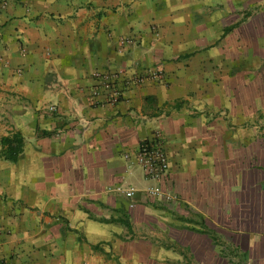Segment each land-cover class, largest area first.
Listing matches in <instances>:
<instances>
[{
	"label": "crops",
	"instance_id": "1",
	"mask_svg": "<svg viewBox=\"0 0 264 264\" xmlns=\"http://www.w3.org/2000/svg\"><path fill=\"white\" fill-rule=\"evenodd\" d=\"M13 134L0 264H264V0H0Z\"/></svg>",
	"mask_w": 264,
	"mask_h": 264
},
{
	"label": "built area",
	"instance_id": "2",
	"mask_svg": "<svg viewBox=\"0 0 264 264\" xmlns=\"http://www.w3.org/2000/svg\"><path fill=\"white\" fill-rule=\"evenodd\" d=\"M123 40H120V45ZM150 77L162 78V72L159 69L150 70ZM138 79L142 77H137ZM112 83L109 79L104 81V91L112 94L111 102L118 101V94L113 90ZM49 113H55L57 111L56 106L50 105L45 108ZM136 162L140 166L143 175L149 180H160L163 178L169 169L166 153L163 149L161 137L158 133H155L149 140L143 141L136 156ZM133 189H129L126 192L128 198L132 197ZM148 197L161 198L164 201H170L174 195L169 192H162L158 187L149 188L147 191ZM133 204H129V208H133Z\"/></svg>",
	"mask_w": 264,
	"mask_h": 264
},
{
	"label": "trees",
	"instance_id": "3",
	"mask_svg": "<svg viewBox=\"0 0 264 264\" xmlns=\"http://www.w3.org/2000/svg\"><path fill=\"white\" fill-rule=\"evenodd\" d=\"M0 157L10 162H16L22 151V140L18 134L0 139Z\"/></svg>",
	"mask_w": 264,
	"mask_h": 264
}]
</instances>
